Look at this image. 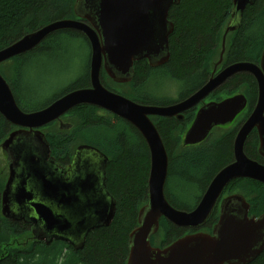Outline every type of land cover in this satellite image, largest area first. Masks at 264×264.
Returning <instances> with one entry per match:
<instances>
[{
    "label": "water",
    "instance_id": "95a60500",
    "mask_svg": "<svg viewBox=\"0 0 264 264\" xmlns=\"http://www.w3.org/2000/svg\"><path fill=\"white\" fill-rule=\"evenodd\" d=\"M147 1L77 0L73 9L79 20L50 22L0 50L2 64L31 52L50 35L78 31L86 37L91 48L92 84L91 88L79 89L54 100L37 113H26L0 73V114L17 128L0 145L10 164V175L2 192L3 219L33 225L34 240L44 241L46 245L63 241L75 250L85 246L90 233L113 223L117 201L106 189L109 158L98 149L83 145L75 151L72 163L63 168L52 158L51 147L42 132L54 122H60L62 130H70L72 127L64 124L62 117L77 107L92 106L133 126L150 151L149 199L139 211L138 227L129 236L130 253L126 264L252 263L264 252V214L258 218L250 216L251 206L239 194L223 200L220 220L212 235L187 234L164 249L153 247L150 238L159 232L162 218L178 228L201 229L232 181L249 179L264 184V165L247 157L245 152V143L257 131L259 155L264 159V49L259 64L237 62L224 67L218 74L215 68L210 80L179 104L166 107L138 104L102 86L101 72L104 70L114 82L126 85L134 80L136 62L147 59L152 68L169 63L170 36L175 26L167 18L172 6L181 0H152L151 7H145ZM255 1L234 0L223 47L227 36L237 30L242 14ZM240 73L254 77L258 100L237 131L233 144L234 162L217 173L196 209L182 212L170 204L165 194L169 155L151 117L182 120L185 112L204 103L183 142L185 146L199 145L214 128L232 124L247 108L248 100L243 94L221 102L205 103L227 80Z\"/></svg>",
    "mask_w": 264,
    "mask_h": 264
},
{
    "label": "trees",
    "instance_id": "16d2710c",
    "mask_svg": "<svg viewBox=\"0 0 264 264\" xmlns=\"http://www.w3.org/2000/svg\"><path fill=\"white\" fill-rule=\"evenodd\" d=\"M76 2L77 0H0V49L9 47L15 42L21 40L26 34L34 33L50 22L66 19L71 20L72 18L78 20L73 9ZM233 2L234 0H181L179 4L174 5L170 10V17L167 18L175 26L174 32L170 36L171 56L169 63L159 68L150 67L147 61L144 62H146L148 66H140V62L135 63L133 71L135 72V77L130 84L134 86L135 89L136 84L143 78L152 77V75H157L161 71H169L170 76L175 80L182 81L185 84V87L180 91L178 95L179 98L176 101L162 100L154 102L153 100L150 101L149 97L146 95L138 96L141 99L131 100L142 105H158L166 107L167 105L187 99L191 94H194L205 83H207L211 77L208 79V74L205 73V69H203L204 61L207 56L205 61L206 67L207 60L214 53L207 54L217 47L221 40L223 30L225 32V28L228 25L231 17V10L234 5ZM255 2L254 5L247 7L244 12L245 14H243L244 17L241 27L238 31L234 32L235 37L228 50V55L226 54L227 61L225 66L237 62H249L254 64H259L260 62L261 54L264 49V0H256ZM62 36H65L64 41L82 39L89 46L88 40L82 33L77 31H60L57 34L55 33L51 35L37 49H34V51L16 57L10 61V63H15L14 69L16 67L15 78L12 83L9 78L6 77L7 75L5 71L0 68V73L8 81L13 90L17 104L21 110L26 113L42 110L49 106L53 100L72 91L91 87L89 63L87 73H84V75L72 82L70 86L64 89L60 94L54 96L48 103L34 109L22 105L24 101H35L37 99L36 94L28 92L31 90L29 87L33 86L31 83L35 82V80H31L30 78L27 79L25 67L28 66L30 71L31 68L29 65L34 62L32 61L33 58L49 57L50 60L48 62H39L40 60L38 59V62L36 63L40 64L35 70L40 72L41 69H43L46 76L47 74H50L51 76L58 74V71L50 72V68L51 63H55L54 57L61 58L67 55V52L61 54V52L59 53L56 51ZM222 40H224V38ZM50 47L52 48L49 49ZM66 60L69 61V58ZM46 63L49 64L47 65ZM101 73L107 75L105 71H102ZM166 75H168V73ZM102 84L103 86H107L108 90L120 94L116 91V89H118L122 93L120 95L124 97L129 96L122 92L121 88L109 86L104 81ZM130 84L127 83V85ZM243 84H249L251 88L250 90H252L249 94L250 98H248L251 100L249 101L247 99L248 105L244 112L246 115L219 143H216L213 148L215 149L214 152H211L210 154H207L202 150H194L178 154L175 131L180 126H177L179 121L174 118H160L161 120L157 124L154 123L162 136L165 148L169 155V172L165 194L170 204L176 209L182 210V212H190L196 209L197 205L202 200L201 197H203L213 178L220 170L234 160L233 144L237 133L236 131L238 130V127L246 121V118L250 116L256 106L258 100L257 82L252 75L248 73H240L227 80V83L217 91L218 94L225 90L227 86L237 85L235 91L227 93V96L230 97L236 94V92H239L238 88ZM217 94L215 92V94H212V97ZM75 111H79V114H82L84 118H92L91 114H97L96 111H100V109L92 106H80L73 109L71 112H68V115ZM194 112L195 111L188 112V114H193L189 117L190 121H192L195 116ZM108 113L109 112H107V114ZM108 115L115 116L111 113ZM114 118L117 119V116ZM94 120H96L94 124L89 127L85 123L82 124L81 127L72 131L73 126H71L72 128L68 130L70 132L64 133V136L57 135L55 138L57 139V142L56 140L51 139L50 136L46 135V140L49 142L52 155L57 158H64L62 159L61 165L65 166L66 164H69L74 156L72 150H70L71 143H69L70 139L68 140V134H72L71 138L73 137L76 139L79 135L83 134L85 130H87V133L91 129L107 128L103 127V122L101 123L100 118ZM124 121L125 120H123V122ZM124 124H127L129 128L136 131V129L126 121ZM16 129L17 128L11 126V124L0 114V145L3 144V142H5ZM136 133L141 139L140 143L136 145H132V143L129 144L126 135L121 133V136H116L118 141L116 146H111L115 147V149L117 148L119 151H123V153L120 154L116 160L109 159L110 164L107 175L109 176L108 189L117 201L116 216L110 226L106 228L101 227L90 233L85 246L80 250H74L70 245L60 241H55V243L53 242L51 245H46L45 243L40 244L41 242H37L25 250H19L16 248L14 250L10 249L5 251L0 257V264H126L130 253L129 236L132 231L138 227L139 211L141 210L140 207L145 202H148L147 199H149V195H146L149 179L148 173H150L151 164L150 151L144 138L140 136L137 131ZM253 140L256 141L255 147L250 144ZM257 143L258 135L257 131H254L248 142L245 143L246 154L248 155L247 157L264 164V161L259 158ZM63 149H65L66 152H63ZM58 152H60V154L56 155ZM205 156L211 157L209 158L211 159V163L209 162L206 170L202 172V175L195 173L194 175L196 176L192 177L191 175L184 173V168L181 166L184 159L188 161V166L192 167L201 162ZM3 178L4 176L0 174V244L8 243L16 237H20L25 233H30L28 226L3 219L1 214L2 192L5 187V181ZM176 178L179 179L181 185L190 184L189 190H191V194L188 199L189 201H184L183 199H180L179 196L174 197L170 192V189L172 188L171 185H173L172 181ZM240 182L250 183L255 188L264 187L263 184L249 179L232 181L230 185ZM193 183L198 185L200 190L196 189ZM261 194L263 193H260L259 196H262ZM193 199H197L196 206H191L192 203L190 200ZM247 202L250 203L249 200H247ZM259 203L258 200L251 201L250 215H255L254 211L252 212V208L256 207ZM255 216H260V214ZM212 222H214L213 219L209 222V225L213 224ZM160 224L164 226V237H162L163 240L159 248L168 247L176 240L191 232L190 230H185L172 225L164 218L161 219ZM163 226L160 225V228ZM156 235L152 236V238ZM152 238L150 239L153 246ZM64 251H67L65 255L63 254ZM251 264H264V252Z\"/></svg>",
    "mask_w": 264,
    "mask_h": 264
},
{
    "label": "rangeland",
    "instance_id": "374dc122",
    "mask_svg": "<svg viewBox=\"0 0 264 264\" xmlns=\"http://www.w3.org/2000/svg\"><path fill=\"white\" fill-rule=\"evenodd\" d=\"M72 19H74V18H72ZM226 29H227V26L225 28V31H226ZM223 33L225 35L224 30H223ZM223 33H222L221 40L219 41L217 47H215V49L213 51H211L207 54V55H209L211 53H214L207 60L206 67H205V61H206L207 56H206L205 61H204L203 69H205V73L208 74V79L212 76L215 68H217V72H219L220 70L224 69V67H226L225 65H226V61H227L228 50L230 49V47L232 45V41L235 37V34H234V32H231V34H229L227 36L225 45L223 47V42H222L223 41L222 39L224 38ZM64 38H65V36H62L61 41H59L58 48H56V51H58L59 53L61 52V54H64L67 52L66 53L67 55H65L61 58H55L54 57L55 63H51V68H50V72L58 71V74H54L53 76H51L50 74L49 75L47 74V76H46L45 75L46 73L44 72L43 69H41L40 72L35 70L40 64V63H36V62H38V59L40 60L39 62H45V61L48 62L50 60L49 57L48 58L47 57H41V58L35 57V58H33L32 61H34V62L29 65V67L31 68L30 71H29L28 66L25 67V74L27 76V79L30 78L31 80H35V82L31 83L34 87L33 86H32L33 88L29 87V88H31V90H29L28 92L36 94L37 99L35 101H29V100L24 101L22 103L23 106L26 105V106H29L33 109L43 106L44 104L48 103L49 100L53 99L54 96L60 94L64 89H66L68 86H70L72 84V82H74L79 77L84 75V73H87L88 64L90 63V60H89L90 59V53H91V48H89L90 45L88 46V44L85 43L82 39H71L69 41H64ZM170 43H171V41H170ZM51 48L52 47H50L49 49H51ZM0 50H2V49H0ZM67 58H69V61L66 60ZM11 60H8L7 62L0 64V68H1V70L5 71V73L7 75L6 77H8L12 83L14 81V78H15L16 67L14 69L15 63L14 62L10 63ZM221 60H222V62L219 64V62ZM46 64L48 65L49 63H46ZM141 65L146 66L147 63L143 61V62H140V66ZM216 65H218V67H216ZM167 73H168V75H166ZM101 78L107 85L121 88L122 92L129 95L125 98H128L130 100L131 99L138 100L140 98L138 96L146 95L147 97H149L150 101L153 100L154 102H158V101H162V100L176 101L179 98L178 95H179L180 91L185 87V84L182 81L173 79L170 76L169 71L168 72L161 71L157 75H152V77L150 76V77L143 78L142 80H140L136 84L135 89H134V86H132L130 83H129L130 85L116 84L107 75L102 74ZM241 83H239V84H241ZM120 85H122V86H120ZM236 86L237 85L227 86L226 89L223 90L221 93H218V94L216 93L217 95H215L213 97L211 95L207 100H205L206 103L211 102V101L221 102L223 100L228 99L229 97L227 96V93L235 91ZM105 87L108 89L107 86H105ZM250 89L251 88H250L249 84H243L238 88L239 92H236V94H234V95L243 94L248 99V98H250V96H249L250 92H252V90H250ZM116 91L119 92L120 94H122L121 91H119L118 89H116ZM130 95H133V96H130ZM230 97H232V96H230ZM248 100L250 101L251 99H248ZM53 102H54V100H53ZM136 103H138V102H136ZM171 105L172 104L167 105V106H171ZM191 111H195L194 114L196 113V109H193ZM244 112L241 115H239L232 124L214 128L212 130V132H210L209 138H207L206 141H204L203 143H201L199 145H193L194 147L185 146L183 143L184 138H185V133L189 130L190 123H191L189 117L192 116L193 114L192 113L188 114L187 119L185 118V120H183V121L178 120L179 124L177 126H179V125L180 126L175 131V139L177 140V153L181 154V153H185L188 151H194V150H202V151H205L207 154L214 152L215 149H213V148L215 147L216 143H219L223 139V137L226 134H228L233 129L234 126H236V124H238L242 121V118L245 117V115H246V113H244ZM96 113L97 114H94V113L91 114L92 118H89V117L84 118V116L82 114H79V111H75L72 114H69V115L67 114L63 118L64 124H69L70 126H73L72 131L74 129L76 130L78 127H81V125L85 124V123L88 127L92 126V124H94V122L96 121V120H94L96 118H100L101 123L103 122L102 123L103 127H107V128H101V129H91L87 133H86L87 130H85L83 132V134L79 135V137H77L76 139H74L73 137L71 138L72 134H68V140L70 139L69 143H71L70 150H72L73 155H74L75 151L77 150V148H79L80 146H83V145H89L90 146L91 145L94 148L101 151L107 157H109L110 160H116L119 157V155L123 153V151H119V150H117V148L115 149V147H111V146L112 145L116 146V144L118 143L116 136L120 135L121 133L126 135V138H127V141L129 142V144L132 143V145L133 144L136 145V144L140 143L141 139L139 138V136H137V133H136L137 130L135 131V130H132L131 128H129L127 126V124H124L125 121L123 122V120H121L118 117H117V119H118L117 120L116 118H114L116 116H114V117L110 116V115H108L109 113L107 114L106 111H103L101 109H100V111H96ZM194 117H193V119H194ZM152 120L155 124H157L161 119L159 117L158 118L153 117ZM42 132L45 135L50 136L51 139L56 140V142H57V139H55L57 137V135L64 136V133L70 132V131L62 130L61 126L59 125V122H55L53 124L46 126V128H44L42 130ZM250 144L253 147H255L256 141L253 140L252 143H250ZM196 146H198V147H196ZM257 148H258V144H257ZM62 151L66 152L65 149H63ZM59 154H60V152H58L56 155H59ZM0 156H1L0 157L1 158V160H0V174H2L4 176L3 180L5 181V184H6V181H7L6 179H8L9 170H8V168L5 167L6 166V158L3 156L1 149H0ZM209 158H211V157L205 156V158H203V160L201 162H199L196 166L193 165L192 167L188 166V164H187L188 161L184 159L181 163V166L184 168L183 171H185L184 173L189 174L192 177L196 176V175H194L195 173H198V175H202V172L206 170V167L208 166L209 162L211 163V159H209ZM178 178H180V177H178ZM178 178H176L172 181L173 185H171L172 188L170 189V192L172 193V195L174 197L179 196L180 199H183L184 201H189L188 199H189L190 194H191V190H189L190 184L189 185H187V184L181 185ZM166 185H167V182H166ZM195 188L200 190V187L198 185H195ZM227 190H228V192H227L228 194H234V193L237 194L238 193L240 195H243L245 198L247 197L246 199L249 200L250 203H251V201H257L258 200V202H260V203L256 207L252 208V212L254 211L255 215L260 214V216H261V214L264 213V187L255 188L250 183L240 182V183H233V185H230L227 188ZM260 193H263V194H261L262 196H259ZM148 195H149V190L147 188V195L146 196H148ZM196 195H197V193H196ZM190 202L192 203L191 206H196L197 199L190 200ZM147 203L148 202H145L140 207V209L143 208L144 206H146ZM250 206H251V204H250ZM258 211H260V212H258ZM251 216H254V215H251ZM166 221L169 222L168 220H166ZM160 225L163 226L162 224H160ZM196 231H198V230H196ZM202 231L206 232L205 230H202ZM192 232L193 231H191L190 233H192ZM195 232H193V233H195ZM162 237H164V226L162 228H160V231L157 233V235L154 238H152L153 239L152 240L153 247L159 248L161 246V242L163 240ZM34 243H37V242L33 239L32 232L30 231V233H25L20 237H16V238L10 240L8 243L0 244V257L2 256V253L4 254V252L7 250H10V249L14 250L16 248L19 250H25V249L30 248ZM40 244H43V243H40ZM161 249H164V248H161ZM66 253H67V251H64L63 254L65 255Z\"/></svg>",
    "mask_w": 264,
    "mask_h": 264
},
{
    "label": "flooded vegetation",
    "instance_id": "af4514ba",
    "mask_svg": "<svg viewBox=\"0 0 264 264\" xmlns=\"http://www.w3.org/2000/svg\"><path fill=\"white\" fill-rule=\"evenodd\" d=\"M170 13V12H169ZM90 56H91V53H90ZM143 62V61H142ZM227 67V66H226ZM228 67H229V65H228ZM104 71V70H103ZM220 72V71H219ZM219 72H217L216 71V74H218ZM110 78V77H109ZM101 80H102V78H101ZM210 80V79H209ZM208 80V81H209ZM116 83V82H115ZM116 84H118V83H116ZM219 90V89H218ZM217 90V91H218ZM215 93V92H214ZM213 93V94H214ZM217 93V92H216ZM211 96V95H210ZM209 96V97H210ZM190 97V96H189ZM208 97V98H209ZM207 98V99H208ZM206 99V100H207ZM183 101V100H182ZM182 101H179V102H176V103H173L172 105H176V104H179L180 102H182ZM211 102H215V101H211ZM205 103H206V101H205ZM208 103H210V102H208ZM203 104L204 103H201L199 106H197V107H195V108H193V109H196V113H195V117H194V119L193 120H195V118H196V116H197V114H198V111L200 110V106L201 107H203ZM199 107V108H198ZM193 109H191V110H193ZM247 109V108H246ZM245 109V110H246ZM191 110H189V111H187V112H185L184 114H183V119L181 120V121H183V120H185V118H187V114H188V112H190ZM244 110V111H245ZM243 111V112H244ZM253 112V111H252ZM241 115V114H240ZM251 115V114H250ZM63 118L64 117H62V121H63ZM174 119H177V118H174ZM236 119V118H235ZM178 120V119H177ZM191 121V123H190V127H191V125L193 124V122L194 121ZM246 120H247V118H246ZM244 123H242L239 127H238V130L237 131H239L240 130V128L242 127V125H243ZM59 125L61 126V124H60V122H59ZM189 127V128H190ZM236 131V132H237ZM238 134V132L236 133V135ZM253 134V133H252ZM251 134V135H252ZM236 135H235V138H236ZM250 135V136H251ZM257 135H258V133H257ZM250 136H249V138H250ZM209 138V137H208ZM249 138H248V140H249ZM248 140H247V142H248ZM234 141H235V139H234ZM260 140H259V136H258V155H259V148H260ZM234 150V149H233ZM245 152H246V146H245ZM75 154V153H74ZM248 156V155H247ZM74 157V156H73ZM52 158H55V161H56V163L58 164V165H61L62 164V159H64L63 157H55V156H53L52 155ZM109 158V157H108ZM259 158L261 159V160H263L264 161V159L262 158V157H260V155H259ZM61 161H59V160ZM73 159V158H72ZM252 159V158H251ZM254 160V159H253ZM257 161V160H256ZM232 162H234V160L232 161ZM232 162H230V164L232 163ZM257 162H259V161H257ZM72 163V160H71V162L69 163V164H66L65 166H63V165H61L63 168H66V167H68L70 164ZM260 164H262L261 162H259ZM93 164H95V165H99V162H97V161H93ZM109 161L107 162V166H106V185H107V187H108V181H109V176H107L108 175V168H109ZM10 164H9V162H8V158H6V168H8V170H9V175H10V166H9ZM100 165H102L101 163H100ZM229 165V164H228ZM262 165H264V164H262ZM9 175H8V178H9ZM7 180V179H6ZM8 181V180H7ZM7 181H6V183H7ZM236 181V180H235ZM253 181V180H252ZM255 182H257V181H255ZM232 183V182H231ZM258 183V182H257ZM260 184H262V183H260ZM6 185V184H5ZM264 185V184H263ZM230 186V183H229V185L227 186V188ZM227 188L223 191V193H222V195H221V197L219 198V200H218V202H217V204H216V206H215V208L213 209V213H212V215H211V217H210V219L208 220V222L207 223H205L206 225L205 226H203L201 229H199L198 231H196V230H194V229H185V230H190V231H193V232H195L196 234L197 233H199V232H203L202 230H205L206 232H203V233H206V234H210V235H212L213 234V230H214V227L218 224V222H219V220H220V215H221V204H222V202H223V200H225V199H228V198H230V196H234V195H238V193L237 194H228L227 192H228V190H227ZM108 189V188H107ZM108 191H109V189H108ZM110 192V191H109ZM111 194V193H110ZM205 194V193H204ZM240 195V194H239ZM204 196V195H203ZM243 196V195H242ZM244 197V196H243ZM202 198V197H201ZM245 198V197H244ZM246 199V198H245ZM247 201V200H246ZM250 215V214H249ZM263 215V214H262ZM251 216V215H250ZM255 216V215H254ZM255 217H259V216H255ZM214 220V222H212L213 224H211V225H209L210 223L209 222H211V220ZM17 223H22V224H24L25 226H28V228L30 229L29 231H33V225H31V224H26L25 222H17ZM190 233V234H195V233ZM33 235V234H32ZM36 242H41V241H37V240H35ZM42 243H44V241H42ZM46 244V243H45ZM53 244V243H52ZM69 245V244H68ZM73 248V247H72ZM255 260V259H254ZM254 262V261H253ZM252 262V263H253ZM249 264H251V263H249Z\"/></svg>",
    "mask_w": 264,
    "mask_h": 264
},
{
    "label": "bare ground",
    "instance_id": "6f19581e",
    "mask_svg": "<svg viewBox=\"0 0 264 264\" xmlns=\"http://www.w3.org/2000/svg\"><path fill=\"white\" fill-rule=\"evenodd\" d=\"M152 3H154V2H152V0H148L147 2H146V6L145 7H151V5H152ZM233 7H234V5H233ZM171 10V9H170ZM233 10V9H232ZM170 12V11H169ZM245 14V13H244ZM231 15H232V12H231ZM230 15V16H231ZM242 16H243V14H242ZM170 17V16H169ZM244 17V16H243ZM243 17H242V19H241V21L239 22V25H238V28H236L237 30L236 31H238L239 30V28L241 27V25H242V20H243ZM231 20H232V16L230 17V20H229V22H231ZM228 22V23H229ZM236 22H238V21H234L233 23H235L236 24ZM38 31V30H37ZM66 31H73V30H66ZM236 31H233V32H236ZM36 32V31H35ZM78 32V31H77ZM33 33V32H32ZM34 34V33H33ZM39 47V46H38ZM38 47H36L35 49H37ZM4 49H6V48H4ZM32 51H34V50H32ZM25 55V54H24ZM20 56H22V55H18V56H16V57H20ZM16 57H14V58H16ZM142 61H147L148 62V60L147 59H144V60H142ZM142 61H140V62H142ZM137 63V62H136ZM148 65H149V62H148ZM134 66H135V64H134ZM90 70H91V67H90ZM90 74V73H89ZM90 81H91V76H90ZM102 82V81H101ZM92 85V84H91ZM90 85V86H91ZM103 86V85H102ZM11 87V86H10ZM92 87V86H91ZM90 87V88H91ZM105 87V86H104ZM106 88V87H105ZM11 89V88H10ZM13 91V90H12ZM73 92V91H72ZM67 95V94H66ZM14 97H15V95H14ZM48 107V106H47ZM46 108V107H45ZM40 111V110H39ZM36 112V111H35ZM33 113V112H32ZM37 113V112H36ZM152 119H153V117H152ZM11 126H12V124H11ZM108 188V187H107ZM106 188V189H107ZM227 188V187H226ZM60 242H63V241H60ZM64 243H66V242H64ZM66 244H69V243H66ZM70 245V244H69ZM71 246V245H70ZM72 247V246H71ZM74 249V248H73ZM75 250V249H74Z\"/></svg>",
    "mask_w": 264,
    "mask_h": 264
}]
</instances>
